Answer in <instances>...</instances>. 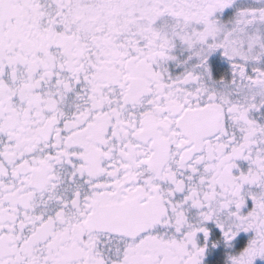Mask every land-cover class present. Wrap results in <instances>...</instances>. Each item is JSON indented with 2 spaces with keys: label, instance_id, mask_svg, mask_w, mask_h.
<instances>
[{
  "label": "snow or ice",
  "instance_id": "1",
  "mask_svg": "<svg viewBox=\"0 0 264 264\" xmlns=\"http://www.w3.org/2000/svg\"><path fill=\"white\" fill-rule=\"evenodd\" d=\"M0 264H264V0H0Z\"/></svg>",
  "mask_w": 264,
  "mask_h": 264
}]
</instances>
